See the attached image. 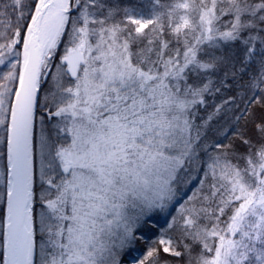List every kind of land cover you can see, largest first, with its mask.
Here are the masks:
<instances>
[{
    "label": "snow or ice",
    "instance_id": "obj_1",
    "mask_svg": "<svg viewBox=\"0 0 264 264\" xmlns=\"http://www.w3.org/2000/svg\"><path fill=\"white\" fill-rule=\"evenodd\" d=\"M154 214L132 264H264V0H0V264H123Z\"/></svg>",
    "mask_w": 264,
    "mask_h": 264
},
{
    "label": "trees",
    "instance_id": "obj_2",
    "mask_svg": "<svg viewBox=\"0 0 264 264\" xmlns=\"http://www.w3.org/2000/svg\"><path fill=\"white\" fill-rule=\"evenodd\" d=\"M227 141H225L226 143ZM197 177L202 176V173H194ZM198 186V179H195L189 184L188 188L185 189L187 195L192 194V189ZM170 211L175 212V209L172 208ZM170 218V217H168ZM166 217L163 214H154L151 220V224L155 225V227L146 226L141 228L140 231L143 232V239L137 244V250L132 252L130 255H125L122 257L123 264H132V257H139L143 254V251L147 249L148 245L155 239V236L159 233V228L164 226V221Z\"/></svg>",
    "mask_w": 264,
    "mask_h": 264
}]
</instances>
